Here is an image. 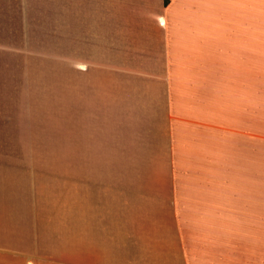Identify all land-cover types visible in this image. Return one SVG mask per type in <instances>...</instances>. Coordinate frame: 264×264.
Returning <instances> with one entry per match:
<instances>
[{
    "label": "crops",
    "instance_id": "1",
    "mask_svg": "<svg viewBox=\"0 0 264 264\" xmlns=\"http://www.w3.org/2000/svg\"><path fill=\"white\" fill-rule=\"evenodd\" d=\"M63 5L72 233L0 190V264H264V0Z\"/></svg>",
    "mask_w": 264,
    "mask_h": 264
},
{
    "label": "rangeland",
    "instance_id": "2",
    "mask_svg": "<svg viewBox=\"0 0 264 264\" xmlns=\"http://www.w3.org/2000/svg\"><path fill=\"white\" fill-rule=\"evenodd\" d=\"M64 1L0 0V190L32 189L37 231L46 241L72 233L73 131L58 110L57 57L73 50L72 28L59 18ZM65 66L61 77L71 75ZM61 86L67 93L63 79Z\"/></svg>",
    "mask_w": 264,
    "mask_h": 264
},
{
    "label": "trees",
    "instance_id": "3",
    "mask_svg": "<svg viewBox=\"0 0 264 264\" xmlns=\"http://www.w3.org/2000/svg\"><path fill=\"white\" fill-rule=\"evenodd\" d=\"M167 3V0H163V4L165 5Z\"/></svg>",
    "mask_w": 264,
    "mask_h": 264
}]
</instances>
